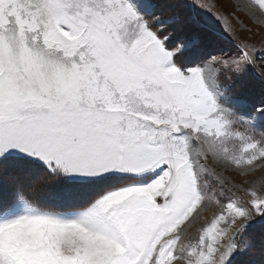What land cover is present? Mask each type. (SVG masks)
I'll return each instance as SVG.
<instances>
[{"label":"snow or ice","instance_id":"6c2138e0","mask_svg":"<svg viewBox=\"0 0 264 264\" xmlns=\"http://www.w3.org/2000/svg\"><path fill=\"white\" fill-rule=\"evenodd\" d=\"M249 78L264 0H0V264H264Z\"/></svg>","mask_w":264,"mask_h":264},{"label":"rangeland","instance_id":"374dc122","mask_svg":"<svg viewBox=\"0 0 264 264\" xmlns=\"http://www.w3.org/2000/svg\"><path fill=\"white\" fill-rule=\"evenodd\" d=\"M241 16L245 24L254 28L247 16H243L242 14ZM257 39H259V37H257ZM235 94L239 95L242 100L247 103H258L264 98V88H262L253 78H249L247 81L235 87ZM38 195H42V193H38Z\"/></svg>","mask_w":264,"mask_h":264}]
</instances>
